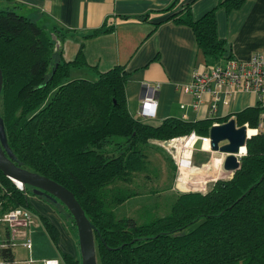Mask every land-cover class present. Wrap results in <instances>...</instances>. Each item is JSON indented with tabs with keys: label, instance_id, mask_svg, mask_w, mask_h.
Returning <instances> with one entry per match:
<instances>
[{
	"label": "trees",
	"instance_id": "obj_1",
	"mask_svg": "<svg viewBox=\"0 0 264 264\" xmlns=\"http://www.w3.org/2000/svg\"><path fill=\"white\" fill-rule=\"evenodd\" d=\"M245 1L225 0L220 6L230 11ZM19 9L10 4L0 10V118L7 145L23 169L74 195L95 228L98 264H264V133L246 140V153L230 180L215 182L205 194H178L167 215L144 224L132 217L117 218L114 209L137 195L118 184L146 171L147 148L163 152L158 144L191 133L208 138L215 122L228 119H167L152 126L133 118L126 103L129 74L124 67L98 73L93 81L70 80L71 69L86 66L83 44L73 61H64L52 34L64 39L67 31L51 32ZM169 19L192 29L206 70L231 58L217 36L215 10L194 20L191 8L183 6ZM104 26L83 38L112 32ZM261 113L259 106L247 108L233 120L237 128L247 124L257 129ZM31 195L35 196L31 187L21 190L0 172V216L28 209L40 216L58 244L57 228L32 207ZM61 259L63 264L81 261L66 252H61Z\"/></svg>",
	"mask_w": 264,
	"mask_h": 264
},
{
	"label": "crops",
	"instance_id": "obj_2",
	"mask_svg": "<svg viewBox=\"0 0 264 264\" xmlns=\"http://www.w3.org/2000/svg\"><path fill=\"white\" fill-rule=\"evenodd\" d=\"M224 1L0 0V10L10 4L18 5V12L37 25L51 32L52 29H57L61 34L67 31L64 39L58 38L54 32L52 34L66 62L75 59L79 46L83 44L86 66L71 69V72H77L74 79L93 81L98 73L107 72L116 66L124 67L129 74L125 86L128 111L133 118L143 123L158 126L167 119H178L187 123L225 118L229 121L236 113L259 106L262 109L259 123L261 126L257 129H249L247 124L245 126L255 134L259 131L264 133V94L259 98L253 93L237 91L231 97H222L223 102L221 100L213 109L209 94H204L201 103L194 107L192 96L182 90L191 82L194 71L206 70L204 56L192 29L169 19L183 6L191 8L194 20L215 10L217 36L225 42V55L240 61L248 60L254 54L264 57V0H246L240 8L230 11L220 6ZM144 16L145 21L138 20V17ZM103 25L105 28H113L112 32L94 38H83L85 34ZM156 86L159 89L155 95V116L150 119L142 118L139 112L141 102L144 97L153 95ZM217 124L219 123L215 122L213 125ZM205 145L201 148V141H198L195 150L188 153L191 167L182 168L185 176L182 171L180 174L181 179L185 177V183L193 182L200 185V188L213 187L215 182L230 180L233 176L232 172L223 169L225 156L213 152L210 147L206 150ZM161 149L176 167L172 157L162 147ZM160 153L163 155L162 151ZM175 153L177 154L176 151ZM177 176L178 170L176 179ZM34 215V229H45L40 216ZM32 233L29 234L31 240ZM48 238L55 248L54 256L46 254L47 256L41 257L42 260L34 258L32 240L31 257L34 260L31 259L34 264H42L43 260L48 259L45 257H50L63 264L59 258L64 251L59 242L55 245L49 235ZM69 238L73 239V235ZM12 256L16 259L13 253ZM22 259L16 260L23 261Z\"/></svg>",
	"mask_w": 264,
	"mask_h": 264
},
{
	"label": "built area",
	"instance_id": "obj_3",
	"mask_svg": "<svg viewBox=\"0 0 264 264\" xmlns=\"http://www.w3.org/2000/svg\"><path fill=\"white\" fill-rule=\"evenodd\" d=\"M158 89V86L154 87L153 95L144 97L142 100L139 110L142 118L150 119L155 116V95ZM182 90L192 96L194 107L201 103L204 94H209L213 101V109L216 104L221 102L222 97H231L237 91L253 93L261 98L264 94V57L261 54H254L245 61L231 57L222 60L211 69L196 70L192 73L191 82ZM198 141H201V148L205 143L209 146V138L200 137L195 133L158 145L173 158L179 173L182 168L189 169L191 167V157L188 153L195 150ZM245 153L246 149L243 155ZM243 155L236 157L239 160ZM18 188L22 190L21 187ZM35 223L34 213L25 208H17L0 216V224L7 226L4 232L5 239L3 241L0 239V264H34L31 258L18 261L13 256L3 257L1 252L9 249L13 253V248L19 241L22 242L24 248L31 251L32 240L29 234ZM42 264H60V261L46 259L42 261Z\"/></svg>",
	"mask_w": 264,
	"mask_h": 264
},
{
	"label": "rangeland",
	"instance_id": "obj_4",
	"mask_svg": "<svg viewBox=\"0 0 264 264\" xmlns=\"http://www.w3.org/2000/svg\"><path fill=\"white\" fill-rule=\"evenodd\" d=\"M75 73L77 72L70 73V80H74ZM51 96L52 95H50L44 105L51 99ZM198 147L199 144L197 145V148ZM146 151L149 161L146 171L141 174H134L129 183L118 184V188L129 189L130 191L136 192L137 195L125 204L117 206L114 209L117 218H122L124 216L132 217L138 224H144L149 222L152 218L167 215L178 194L190 192L205 194L212 188L211 186H207V188L202 186L200 188V185L193 182H189L188 186L180 185L181 172L179 171L176 179V167L173 161L168 158L167 154L163 151L164 154L162 155L155 147H149ZM173 167H175V170H173ZM29 202L40 215L43 214V217L48 218L53 225L56 226L60 248L66 253L76 257L80 256L79 246L77 244L78 237L75 231H72L70 228L71 219L65 210L66 208L64 209L63 205L60 203L53 202L43 196L31 195L29 197ZM34 227L35 225L31 230L33 232H31V237L34 243V258L42 260L41 257L47 256L48 254H50V257H53L55 248L48 238L47 232H45L46 230L44 228L36 230ZM6 228L7 226L5 224H0L1 241L5 239L4 232ZM37 233H40V235H36ZM71 235H73V239L69 238ZM13 255L16 259H33V257H31V251L24 248L20 241L16 242L13 248ZM55 256L58 255L56 254ZM50 257L45 258L50 259ZM59 259L63 262L61 257Z\"/></svg>",
	"mask_w": 264,
	"mask_h": 264
},
{
	"label": "water",
	"instance_id": "obj_5",
	"mask_svg": "<svg viewBox=\"0 0 264 264\" xmlns=\"http://www.w3.org/2000/svg\"><path fill=\"white\" fill-rule=\"evenodd\" d=\"M2 71L0 68V96L2 89ZM209 146L213 152L224 155L223 169L234 173L240 168V158L242 148H245L247 136L246 127L237 128L233 119L224 124L213 125L210 128ZM244 156V155H243ZM0 172L18 187L29 186L35 196H43L53 202H60L72 216L78 236V246L80 252V264H98L96 247L94 240L95 228L86 218L83 209L76 201L74 195L66 188L22 168L21 163H17L11 150L8 148L3 121L0 118ZM3 257L12 256L9 249L2 250Z\"/></svg>",
	"mask_w": 264,
	"mask_h": 264
},
{
	"label": "bare ground",
	"instance_id": "obj_6",
	"mask_svg": "<svg viewBox=\"0 0 264 264\" xmlns=\"http://www.w3.org/2000/svg\"><path fill=\"white\" fill-rule=\"evenodd\" d=\"M253 135H255V132H254V131H252V130H250V131L247 130V136H248V137H251V136H253ZM205 147H206V150H209V146H208L207 143H206ZM244 152H245V150H244V148H242V150H241V155H243ZM181 171H182V174L185 176V175H186L185 172H184L182 169H181ZM184 180H186L185 177H182V179H181L180 182H179L180 185H182V186H183V185L188 186L189 183H187V182L185 183Z\"/></svg>",
	"mask_w": 264,
	"mask_h": 264
}]
</instances>
